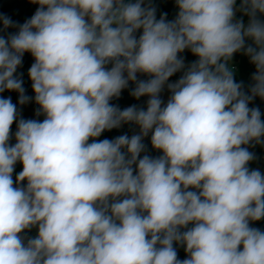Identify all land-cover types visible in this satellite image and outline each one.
<instances>
[{
	"label": "clouds",
	"instance_id": "1",
	"mask_svg": "<svg viewBox=\"0 0 264 264\" xmlns=\"http://www.w3.org/2000/svg\"><path fill=\"white\" fill-rule=\"evenodd\" d=\"M30 2L34 15L0 36V93L32 99L15 75L30 53L45 118L18 119L0 97V264H264V231L250 226L264 219V174L249 169L245 147L264 144L261 112L249 107L264 99V0H175L171 22L145 0ZM186 49L198 59L167 83ZM237 52L256 69L247 93L231 67ZM130 81L146 110L110 103ZM124 123L139 134L96 139ZM149 133L157 158L141 157Z\"/></svg>",
	"mask_w": 264,
	"mask_h": 264
},
{
	"label": "trees",
	"instance_id": "2",
	"mask_svg": "<svg viewBox=\"0 0 264 264\" xmlns=\"http://www.w3.org/2000/svg\"><path fill=\"white\" fill-rule=\"evenodd\" d=\"M151 3V6L155 7L156 9V18L159 20L163 14H166V21L171 22L174 21L178 14V7L176 6L175 0H145V4ZM240 0L237 1V7H239ZM39 7L38 4H33L30 2V0H0V15H4L7 17H10L11 20L17 25V27H9L7 29L3 28L2 22H0V29H3L0 31V36H3L7 38L9 34H15L19 30V25H22L25 21L31 18L32 15H34V12ZM261 19H264V16L260 17ZM237 19H243L244 23L248 22V17L242 15V13L237 12ZM142 34V29L137 30V32L134 34L137 39H139V36ZM252 42L250 40L246 41V44H251ZM180 57L183 58L185 68L176 72L173 76H171L167 83H175L178 81L183 75L184 72L187 70V67L191 65L193 62H195L198 57L193 55L190 50L186 49L184 52L178 54ZM250 62V57H248ZM240 60V52H237L233 55L231 60V67L234 66L238 61ZM34 63V58L30 53H25L22 58V65L18 67L17 72L15 75L23 80V88L25 89V95L32 97V99L24 104L21 105L19 103V93L16 91H4L3 93H0V97L3 98H11V101L13 104L17 106L18 112H19V118H23L25 120L34 119L38 121H43L45 118L44 115H36V111L39 108V105L35 103L34 96L35 93L32 89V81L28 75L29 68ZM251 64V69L253 74L255 73V65ZM111 63L108 64L106 67L111 68ZM151 77L145 74L142 79L140 80H148ZM234 79L237 83H241L238 75L234 73ZM138 80V81H140ZM134 82H129V85L127 88L123 89L121 92V95L119 98H113L110 103L117 106L119 109L124 110L129 106H136L138 109H144L147 108V100L146 96H142L139 99L133 97L130 93L135 88ZM250 108H258L261 112V116H264V99H261L260 97H255L250 103ZM17 122H14L11 128L12 138L10 139L9 143L10 145H14L16 143L15 140V132L17 130ZM129 123H124L118 128H113L111 130L104 131L100 137L96 138L97 140H103V139H109L113 140L116 137L120 135H128V129ZM91 142V140H90ZM143 143L146 146V152L141 153V157L145 154L149 155L152 158H157L163 153L159 150H156L151 145V134L148 135L145 139H143ZM264 144H256L253 142L250 145H247L245 147H248V150L252 153H254L255 159L253 161L257 162L258 160V154L261 152ZM251 161L248 164V167L250 170H252V163ZM22 166L20 162H17L15 165V168H18ZM23 167V166H22ZM135 168V166H133ZM17 175V174H16ZM16 175H13V180L15 181ZM26 181L21 182L20 186L26 187ZM191 227V225H189ZM255 228L260 229L261 231H264V219H261L259 221H255ZM184 229H181L183 231ZM37 228H32L31 230H26L22 235L25 237V242L27 238H33L37 235ZM174 247L177 250L178 258L183 260L187 258V253L184 250V246L174 243Z\"/></svg>",
	"mask_w": 264,
	"mask_h": 264
},
{
	"label": "rangeland",
	"instance_id": "3",
	"mask_svg": "<svg viewBox=\"0 0 264 264\" xmlns=\"http://www.w3.org/2000/svg\"><path fill=\"white\" fill-rule=\"evenodd\" d=\"M35 13V12H34ZM241 55V54H240ZM127 75V73H125V76ZM246 75H247V78L251 81V84H253V81L250 79V77H249V75H248V73H243V76H244V78H246ZM252 75L253 74H251V77H252ZM139 78V73H137V79ZM171 92H170V90L167 88V83L165 84V86H164V89L162 90V92L160 93V98L162 99V101L166 104L167 103V101H168V99L170 98V96H171ZM148 99H149V97L148 96H146V100L148 101ZM261 119H262V121H264V116H261ZM132 127H134V130H132ZM127 129H128V136L129 137H131L132 135H134V134H139V131H140V129H139V127H138V125H131L130 123H129V126L127 127ZM151 133H149V135H150ZM146 138V137H145ZM144 138V139H145ZM90 142V141H89ZM263 159H261L260 161V165H258V163L257 162H255V161H253V163H252V167L251 168H253V169H256V170H259V168H260V171H261V173L262 174H264V150H263V157H262ZM252 169V170H253ZM20 171H22V166H20V167H18V168H15V170H14V172H13V175H16V174H18ZM250 226L251 227H254L255 228V222H250Z\"/></svg>",
	"mask_w": 264,
	"mask_h": 264
},
{
	"label": "crops",
	"instance_id": "4",
	"mask_svg": "<svg viewBox=\"0 0 264 264\" xmlns=\"http://www.w3.org/2000/svg\"><path fill=\"white\" fill-rule=\"evenodd\" d=\"M236 16H237V14H236ZM245 24H247V22ZM240 54H241L240 55V60L234 66H232V68L234 70V73L236 75H238V77L240 79V82L243 83L244 91L247 93L249 88H250V86L252 84H251V81L247 78V75H246V78H244L243 73H248V75H249V77L251 79V74H253V72H252V69H251V64L249 62L248 56H246L243 52H240ZM144 75L145 74H143V73H139V78L137 80L142 79V77ZM263 150H264V146H263L261 152L258 154V159H257L258 160L257 161L258 165H260V162H261L260 160L263 159L262 158L263 157ZM259 171H260V168H259Z\"/></svg>",
	"mask_w": 264,
	"mask_h": 264
},
{
	"label": "built area",
	"instance_id": "5",
	"mask_svg": "<svg viewBox=\"0 0 264 264\" xmlns=\"http://www.w3.org/2000/svg\"><path fill=\"white\" fill-rule=\"evenodd\" d=\"M235 69V68H234ZM131 125H135L134 123H130ZM132 130H134V127H132Z\"/></svg>",
	"mask_w": 264,
	"mask_h": 264
}]
</instances>
